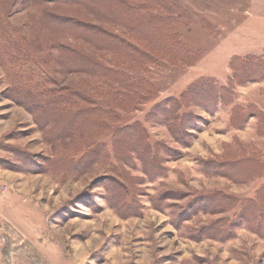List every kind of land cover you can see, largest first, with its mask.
Wrapping results in <instances>:
<instances>
[{
    "label": "rangeland",
    "instance_id": "rangeland-1",
    "mask_svg": "<svg viewBox=\"0 0 264 264\" xmlns=\"http://www.w3.org/2000/svg\"><path fill=\"white\" fill-rule=\"evenodd\" d=\"M253 211L264 0H0V264H264Z\"/></svg>",
    "mask_w": 264,
    "mask_h": 264
},
{
    "label": "trees",
    "instance_id": "trees-1",
    "mask_svg": "<svg viewBox=\"0 0 264 264\" xmlns=\"http://www.w3.org/2000/svg\"><path fill=\"white\" fill-rule=\"evenodd\" d=\"M38 1H40V2H43L44 0H38ZM69 1V0H68ZM90 11H93L92 9H89ZM53 23H57V21L55 20V22L54 21H52ZM56 23H55V26H56ZM58 24H61V23H58ZM86 33H88L89 35H91L90 33H91V30L90 29H88L87 28V32ZM81 60H82V58L79 56V55H77L76 56V61H77V63H79V62H81ZM76 63V64H77ZM79 64H82L81 66H85V67H89V68H92L91 66V64H90V60H84V61H82V63H79ZM78 65V64H77ZM87 65V66H86ZM204 83L206 84V83H208V82H202L201 84H199V85H196V86H194L193 88L194 89H197V87H199V86H203L204 85ZM221 90V89H220ZM217 91L216 89H210V90H208V92H209V94L206 96V97H208V99H209V101H210V103L211 104H214V98H215V96L217 95V96H219V97H225V90L226 89H222L221 91ZM214 93H215V95H214ZM206 94V93H205ZM193 96H194V98L196 97L197 99H199V98H201V96L197 93V92H193ZM58 100H60L59 98H57ZM30 101V100H29ZM169 101H171V100H169ZM173 102H175V101H173ZM30 104L31 105H34V106H37V104H35V103H33V102H31L30 101ZM177 104H179V103H176V104H173L172 103V105H177ZM164 104H160L159 106H157V107H160V106H163ZM150 113V112H149ZM148 113V114H149ZM164 114V113H163ZM167 116H169V113H166L165 115H164V118H166ZM68 120L70 121H73L72 119H71V117H68ZM42 122H46V120L45 121H43L42 120ZM134 128H131V129H129V133H134V131H136L135 129L133 130ZM130 130H133V131H131L130 132ZM246 208L245 209H249V208H247V206H245ZM250 211H252V209L250 210ZM259 210H257V212H258ZM257 212H255V211H253V213L252 214H254L255 213V218L256 219H253V218H250L251 219V223H253V225L251 224V226H253L255 229L256 228H258V230L261 228L262 229V227H263V223H264V216H263V213H261V211L259 212V213H257ZM258 219V220H257ZM249 220V219H248ZM249 223V222H248Z\"/></svg>",
    "mask_w": 264,
    "mask_h": 264
}]
</instances>
